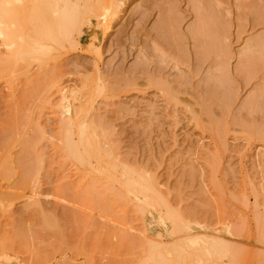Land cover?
Listing matches in <instances>:
<instances>
[{"label":"rangeland","instance_id":"374dc122","mask_svg":"<svg viewBox=\"0 0 264 264\" xmlns=\"http://www.w3.org/2000/svg\"><path fill=\"white\" fill-rule=\"evenodd\" d=\"M79 6L83 21L73 47L32 40L21 47L37 60H19L15 73L0 76V137L6 136L0 153L18 130L28 140L14 141L20 144L10 147L18 152L10 150L12 157L31 154L33 144L42 164L28 191L18 187L19 175H0V239L26 230L25 237L41 238L47 216L62 224L55 226L59 236L49 229L47 242L37 236L26 248L24 239V250L13 238L9 264H149L159 252L168 264H264V0H121L120 7L80 0ZM57 7L62 11L64 1ZM104 7L111 12L102 25ZM69 104L72 114L65 113ZM70 115L83 164L63 146L62 123ZM8 125L23 127H13L15 135L7 130L8 137ZM126 169L152 182L156 194L128 190ZM170 214L187 228L173 223L180 230L173 234ZM72 220L80 228L75 233ZM211 241L227 251L209 258L198 250Z\"/></svg>","mask_w":264,"mask_h":264},{"label":"bare ground","instance_id":"6f19581e","mask_svg":"<svg viewBox=\"0 0 264 264\" xmlns=\"http://www.w3.org/2000/svg\"><path fill=\"white\" fill-rule=\"evenodd\" d=\"M62 1H64V3H65V7H64V9L62 10V11H60V9H58V7H57V3H58V0H0V50H2L3 48H4V50H6L7 52H9V54H11L12 55V57L10 56H8L7 58H4V57H2V55H5L4 54V52L5 53H7L6 51H4L3 52V54L0 52V54H2L1 56H0V76L1 75H4L3 73H15V71H16V67L18 66L17 64L18 63H20V61L22 62H24V61H35V60H37L36 58H34V56L33 57H30V53H31V51L29 50H27V51H25V50H23V48L22 47H24L25 45L24 44H26V45H28L30 42H32V40L33 41H35V40H37L38 39V42L40 41V43H42V45H45V43L46 42H49L50 43V45H52L53 47H57V46H61L63 43H66L69 47L71 46V47H73L74 46V44H75V41H74V37L72 36V34L75 32V31H77L79 28V25L80 26H82L81 25V22L83 21V20H80L79 21V18H80V16H81V14L83 13H81L80 12V6H79V2H80V0H78V1H76V0H74L75 2H73L72 0H62ZM113 3L116 5V6H118V7H120V4H121V0H113ZM120 3V4H119ZM102 12H103V14H101V15H99L98 16V18L100 19H102V21H101V24L103 25V22L105 23V24H108L107 23V20H106V18H109V13L111 12V10H109V7H104L103 8V10H102ZM54 14L56 15V17H53L54 16ZM115 14L113 13L111 16H114ZM203 22H205V21H203ZM160 23V22H159ZM169 23V22H168ZM202 23V22H201ZM83 24V23H82ZM203 24H205V23H203ZM206 24H208V23H206ZM162 25V24H161ZM163 25H166V24H163ZM198 25V24H197ZM158 26V25H157ZM203 26H205V25H203ZM208 26V25H207ZM201 28H202V24H201V26H200ZM208 30H210V27L208 26ZM107 29H109V28H107ZM197 29V28H196ZM163 30V29H162ZM203 30V29H202ZM159 31V30H158ZM192 31H196V30H192ZM200 31V33L201 32H203V31H201V29L200 30H197V32L196 33H198ZM211 31V30H210ZM212 32V31H211ZM211 32H209V33H211ZM107 33V32H106ZM193 33V32H192ZM199 33V34H200ZM213 33H215V31H213ZM220 33V32H219ZM202 34V33H201ZM205 34V33H204ZM212 34V33H211ZM217 34V33H216ZM206 35V34H205ZM204 35V36H205ZM193 36H194V38H195V35L193 34ZM197 36V35H196ZM198 36H200V35H198ZM202 37V36H201ZM200 37V38H201ZM207 37H209L208 36V34H207ZM215 37H217V35L215 36ZM200 38H198V40L200 41ZM204 38V37H203ZM202 38V40L204 41V39ZM212 37L210 36V39H211ZM28 39V40H27ZM196 39V38H195ZM194 39V40H195ZM207 39V38H206ZM213 39H214V37H213ZM217 39V38H216ZM215 39V40H216ZM214 40V41H215ZM210 41V40H209ZM217 42V41H216ZM49 43H46V45L47 44H49ZM213 43V42H212ZM214 44V43H213ZM24 45V46H23ZM49 45V46H50ZM199 45H200V43H199ZM22 46V47H21ZM35 46V45H34ZM1 47H3V48H1ZM40 47V46H39ZM26 48V47H25ZM24 48V49H25ZM199 49V48H198ZM49 50V49H48ZM205 52V51H204ZM207 52H209V51H207ZM12 53H14V54H12ZM21 56V57H20ZM20 60V61H19ZM19 61V62H18ZM26 68V67H25ZM45 70V69H44ZM47 71H48V69H47ZM44 73V72H43ZM157 83V82H156ZM162 84V83H161ZM161 84H157V85H161ZM161 87V86H160ZM163 87H164V85H163ZM65 91V90H64ZM70 93L69 94H73L74 93V91L72 90H70L69 91ZM64 93V92H63ZM68 93V92H67ZM64 94L63 95V101H65V100H68V98H69V96H68V94ZM62 94V93H61ZM35 96V95H34ZM33 96V97H34ZM175 99V98H174ZM172 100V99H171ZM176 100V99H175ZM174 100V101H175ZM61 103H64V102H61ZM68 103V102H67ZM66 103V104H67ZM87 104V103H86ZM72 105V104H71ZM70 104L68 105V106H66V108H65V113H68V114H70L71 113V109H70V107L69 106H71ZM63 108V107H62ZM16 109V108H15ZM76 109V108H75ZM80 109V108H79ZM15 111V110H14ZM89 112V111H88ZM17 111H16V116H17ZM72 114V113H71ZM77 114V113H76ZM74 116V115H73ZM73 116L72 115H70V116H67L64 120H63V133H64V144H63V146L65 145V149H66V152L68 153V155L70 156L69 158H71V159H75V161H78V162H80V163H85L86 162V155L81 151V146H82V144H78V143H76V142H74V140H73V137H72V129H73V126H74V121H73ZM12 117H14V119H15V116H12ZM11 116H10V118H12ZM18 117H20L19 115H18ZM18 117H16V119L15 120H19V119H17ZM14 120V121H15ZM27 120V119H26ZM8 121V120H7ZM10 121V120H9ZM8 121V122H9ZM11 121H13V119H11ZM13 121V122H14ZM28 121V120H27ZM4 122V121H3ZM2 123V122H1ZM11 124H12V122H10ZM14 124V123H13ZM17 124V123H16ZM5 125V124H4ZM19 125V124H18ZM1 127V126H0ZM7 127H9V125L7 126ZM6 127V128H7ZM13 127H14V129H17L18 127H17V125H16V127L15 126H13L12 125V128L11 127H9L11 130H9V128H5V126H4V131H6V133H7V130L8 131H11L12 132V134L11 135H15V140L17 141V140H19L20 138L22 139V140H20V141H22L21 143H23V141L25 142V141H27L28 140V137L26 138V136L24 137V135H25V133H24V135H22V134H20L21 132H19V133H17V131H16V133H15V130H13ZM23 127V126H22ZM21 127V128H22ZM20 128V127H19ZM18 128V129H19ZM20 128V129H21ZM0 130H3L2 128L0 129ZM96 130H97V128H96ZM96 130L94 129L93 130V134L95 135V137H99V135H98V133L96 132ZM24 132V131H23ZM79 132H80V135L82 136V138H84V139H87L88 140V136H89V134H88V129H86L85 127H80V130H79ZM1 133H3V132H1ZM10 133V132H9ZM15 133V134H14ZM5 134V133H4ZM18 134H19V136H18ZM5 135H7L8 136V133L7 134H5ZM10 135V134H9ZM63 135V134H62ZM2 136V135H1ZM17 136V137H16ZM21 136V137H20ZM23 136V137H22ZM3 137H6V136H4L3 135ZM3 137H0V139L1 138H3ZM8 137H10V136H8ZM18 137H20V138H18ZM12 138V137H11ZM13 138H12V140H13ZM23 138H24V140H23ZM14 140V141H15ZM62 140H63V138H62ZM83 140V139H82ZM6 141V140H5ZM14 141H11L10 143L8 142H6V145L7 144H9L8 146H9V148H8V146H7V148L9 149H7L5 146L6 145H4V147H5V150L7 149L8 151H5L4 149L2 150V153H0V155H2L3 154V156H0V157H2V160H1V158H0V175H2L5 179H8V180H10L11 178L13 179V175H15V174H17V175H19V177H18V183L17 182H14V183H17V185H18V187L19 188H22L23 190H26V191H28L27 189H31L32 187H33V185H35L36 183H37V180H38V172H39V169H40V167H41V165H40V161H39V159L40 158H38L37 160H36V153H35V151H34V148H33V144H31V145H27V146H29V147H31V149L33 150V151H31V154H28L27 156H23L22 154L23 153H21V150L19 151V154L20 155H22V157L20 158H17L18 160H16V157H18V152L17 151H15V149H13L14 151H15V153H17L15 156V158H13L14 157V155H13V150H11L12 148H10L12 145V147H14V146H17L18 147V145H16V144H20V142L18 141V142H14ZM31 140L29 139V142H30ZM28 142V143H29ZM3 143V142H2ZM14 143V144H13ZM27 143V142H26ZM31 143V142H30ZM62 143H63V141H62ZM4 144V143H3ZM24 144V143H23ZM3 146V145H2ZM16 147V148H17ZM15 148V147H14ZM30 149V150H31ZM13 151V152H11L12 153V155H13V157H12V155H11V153L9 152V151ZM17 150V149H16ZM4 151V152H3ZM22 151H24L25 152V150L23 149ZM6 153V154H5ZM30 155H31V157H30ZM28 157V158H27ZM41 157V156H40ZM18 161V162H17ZM39 161V162H38ZM16 162L19 164V165H17L16 164ZM17 165V166H16ZM20 168V169H19ZM128 169V168H127ZM125 170V173H126V175H125V186H126V188H128V190H134L135 192H137L138 194H147V193H152L153 195H155L156 193L154 192V186H153V184H152V182H150L149 180L147 181V179L145 180L143 177H138V175H136L135 176V178H134V176L133 177H131L130 176V174H133V173H135V172H133V170H129L131 173H129V172H127L128 170ZM124 172V171H123ZM124 173V174H125ZM129 173V174H128ZM16 175V176H17ZM16 178V177H15ZM11 179V180H12ZM14 181H16V179L14 180ZM16 184H15V189H16ZM17 187V188H18ZM12 190H14V188H13V186H12ZM22 190V191H23ZM20 191V190H19ZM30 191V190H29ZM18 192V191H17ZM2 193V192H1ZM0 193V194H1ZM9 193V192H8ZM32 193V192H31ZM4 194V193H3ZM11 194V193H10ZM8 195L7 194V197L4 195V197H6V198H4L2 195V198H4V199H6V201H7V199H9L10 200V196L11 195ZM13 195L15 194V193H12ZM17 195H18V193H17ZM17 195H14V196H12L13 198L14 197H19V195H21L20 193H19V195L17 196ZM32 195H33V193H32ZM8 196H9V198H8ZM11 197V199H12V203H13V198ZM21 197H23V196H21ZM31 198V197H30ZM0 200H1V198H0ZM5 201V202H6ZM8 202V201H7ZM0 203L1 204H3L4 202L2 201H0ZM4 205V204H3ZM5 205H7V204H5ZM8 206H10V204H8ZM1 207H5V206H2L1 205ZM11 207V206H10ZM7 209H9V207L7 208ZM6 208L4 209V211L5 210H7ZM35 209H37V208H35ZM32 211H34V210H32ZM40 211V210H39ZM35 212H38V209H37V211H35ZM38 214H39V216L38 217H40V213L38 212ZM35 215H36V213H35ZM42 216H43V214H42ZM45 216H47V215H45ZM42 218V217H41ZM40 218V219H41ZM50 219V222H49V224L48 223H45L44 224V222L46 221V222H48V220ZM45 218V220H44V218L42 219V220H44V222L41 220V224L42 225H40V222H39V225H40V229L42 228L43 230L44 229H46V227H47V229H48V231H49V229L51 230V231H54V234H55V232H59L60 233V231H58V230H56V228H59L58 226H59V224L60 223H58V226L57 225H55L54 223H52V219L49 217V216H47ZM36 219V218H35ZM38 219V218H37ZM39 219V220H40ZM55 220V219H54ZM170 221L171 222V224L170 225H172V229H171V231H172V233L173 234H175V233H179L180 232V230L177 228L176 229V226L174 225L175 223H179V224H181V226H183L182 227V229H184V228H187L185 225H184V223H182L183 221L182 220H180V218L177 216V215H175V214H170L169 215V217L167 218V221ZM17 221V220H16ZM15 221V222H16ZM19 221H22V220H19ZM18 221V222H19ZM35 221V220H34ZM38 220H36L35 222H37ZM75 221V220H74ZM14 222V223H15ZM55 222H56V220H55ZM57 222H59L58 220H57ZM80 222V221H79ZM14 223H13V225H14ZM23 223V222H22ZM31 223H33V222H31ZM50 223H52V224H50ZM81 223V222H80ZM174 223V224H173ZM12 224V223H11ZM26 224V223H25ZM38 224V223H37ZM44 224V225H43ZM19 225V224H18ZM46 225V226H45ZM60 225H62V224H60ZM74 225H75V222H74ZM54 226V227H53ZM55 226H57L56 228H55ZM21 227H22V225H21ZM24 225H23V228H22V230L24 231ZM32 227H35V225L33 226L32 225ZM55 228V229H51V228ZM62 227V226H61ZM72 227H73V220H72ZM71 227V229H73L74 231V233L75 232H77V230H79L78 228L76 229V227L74 226L73 228ZM78 227V226H77ZM82 227V226H81ZM17 228V227H16ZM75 228V229H74ZM83 228V227H82ZM81 228V229H82ZM13 229H14V226H13ZM46 229V230H47ZM189 229V228H188ZM12 230V229H11ZM18 231H19V228L17 229ZM26 230V229H25ZM36 230H37V228H36ZM36 230H33V232L35 231L36 232ZM43 230H37L38 232L40 231H42L43 232ZM56 230V231H55ZM61 230H62V228H61ZM76 230V231H75ZM191 230V229H190ZM21 231V230H20ZM19 231V232H20ZM48 231H46V233L45 232H41L42 233V235H41V238L38 236V234L37 233H35L34 235H32L33 233H30V235L31 236H33V237H25L24 235H26V236H28V234H29V232H28V234H25L26 232H27V230H26V232L24 233V232H22L21 234L20 233H18L17 235H15V233H13V231H12V233L14 234L13 236H11L10 235V237H8L9 235H7V236H5V235H3V236H5V239H0V264H9L11 261H12V256L10 255L9 256V254H10V252H11V254L13 255V253H12V250L14 249V248H12L13 246H14V244L12 243V242H14V240H12L13 238H15V237H18V238H15V241L17 240H19L20 242H21V237H22V243H20L19 241V243L17 242V244H15V247L17 248V247H20L21 246V244H22V246L24 245V247H26V244L28 245V243H30V245L31 246H33L32 244H34V243H31V242H35L36 243V241H38L39 239L38 238H40V239H43V240H41V241H45V242H47L46 241V238L49 240L50 238V236H49V234H52L51 236H53V233L50 231L49 233H48ZM71 231V230H70ZM81 231V230H80ZM80 231H78V234H80ZM169 231V230H168ZM171 231L170 232H168V234L170 233V235H171ZM186 231V230H185ZM40 232H39V235H40ZM182 232V231H181ZM48 234V235H45V234ZM72 234V235H75V234ZM24 234V235H23ZM57 235H58V233H56ZM55 234V236H53V237H56L57 235ZM65 234H66V232H65ZM65 234L63 233V235L65 236ZM71 233H69V235H70ZM36 235V236H35ZM60 235V234H59ZM58 235V236H59ZM68 235V234H67ZM34 236H35V238H34ZM37 236H38V238H37ZM46 236H48V237H46ZM2 237V236H1ZM7 237V238H6ZM46 237V238H45ZM60 237H63L62 236V234H61V236ZM69 237V236H68ZM67 237V238H68ZM200 237V236H199ZM199 237H194V239L195 238H199ZM3 238V237H2ZM20 238V239H19ZM26 238L29 240V242H28V240H26ZM59 238V237H58ZM58 238H56L57 240L56 241H58ZM64 239L66 238V236L65 237H63ZM62 238V239H63ZM192 238H193V236H192ZM201 238V237H200ZM24 239H25V241H24ZM31 239H32V241H31ZM34 239V240H33ZM38 239V240H37ZM63 239V240H64ZM70 239H72V238H70ZM193 239V241H194V243H195V240ZM4 240V241H3ZM10 240V241H9ZM12 240V241H11ZM61 239H59V241H60ZM63 240H62V242H63ZM66 240H68V239H66ZM182 240V239H181ZM189 240H191V239H189ZM197 240V239H196ZM1 241H3V242H1ZM23 241L25 242L24 244H23ZM31 241V242H30ZM40 241V242H41ZM192 241V240H191ZM198 241L200 242V240L198 239ZM10 242H11V246H8L9 244H10ZM16 242H14V243H16ZM61 242V241H60ZM61 242V243H62ZM64 242H65V240H64ZM64 242H63V244H64ZM39 243V242H38ZM61 243H60V245H61ZM197 243V242H196ZM195 243V244H196ZM40 244V243H39ZM66 244V243H65ZM64 244V245H65ZM18 245V246H17ZM41 245H43V244H41ZM41 245L40 246H38V247H41ZM179 245V244H178ZM21 246V247H22ZM29 246V245H28ZM27 246V247H28ZM177 246V245H176ZM175 246V247H176ZM21 247H20V249H21ZM26 247V248H27ZM61 248H63L62 247V245H61ZM173 248H174V246H173ZM180 248H182L181 246H180ZM9 249H11V251L9 250ZM22 249H23V247H22ZM33 249V248H32ZM37 249V248H36ZM35 248L32 250L33 252H34V250H36ZM39 249V248H38ZM175 249V251H178V246H177V248H174ZM174 249H172V250H174ZM183 249V248H182ZM182 249H180L181 250V252H182ZM201 249H203V251H204V253L207 255V257H209V258H211V257H214V256H218V255H221L222 253H224V252H226L227 250H226V246H224L220 241L218 242V241H211V242H209L206 246L204 245V248L202 247V248H198V250L199 251H201V253H202V250ZM24 250V249H23ZM22 250V251H23ZM27 250V249H26ZM53 250V249H52ZM16 251H21V250H18V249H16ZM31 251V250H30ZM31 251V252H32ZM44 251V250H43ZM43 251H41L42 253H43ZM56 251V250H55ZM175 251L174 252H172V254L174 253L175 254ZM184 251V250H183ZM15 252V251H14ZM46 252V251H45ZM171 252V251H170ZM177 254H178V252H176ZM184 253H185V251H184ZM196 253V252H195ZM36 255H37V257H38V259L39 260H45L41 255H43V254H41L40 253V251L38 252V251H36V253H35ZM34 254V255H35ZM170 255L169 256H171V253H169ZM55 255H56V252H55ZM178 255H182V253H180V254H178ZM192 255H194V254H192ZM191 255V256H192ZM197 255V254H196ZM195 255V256H196ZM46 256V255H45ZM44 256V257H45ZM54 256V255H53ZM173 256V255H172ZM55 257V256H54ZM54 257H53V259H54ZM193 258H194V256H192ZM196 257H199V255H197ZM48 258V257H47ZM150 258V259H149ZM149 258H148V263L149 264H168V263H170L169 262V260L168 259H165L164 258V253L163 252H159V253H155V254H153V256L151 255V257L149 256ZM49 259H52V256L50 257V258H48V260ZM38 260V261H39ZM47 260V259H46ZM58 260V259H57ZM57 260H55V263H56V261ZM41 261H40V263H41ZM54 261V260H53ZM60 261V260H59ZM16 262V261H15ZM44 262V264H45V261H43ZM42 262V263H43ZM50 262V261H49ZM52 262V261H51ZM62 262V261H61ZM64 262H67V261H64ZM68 262H69V260H68ZM46 263H48V262H46ZM144 263V262H143ZM147 263V262H146ZM19 264V263H18ZM38 264H39V262H38ZM57 264H60L59 262L57 263Z\"/></svg>","mask_w":264,"mask_h":264}]
</instances>
